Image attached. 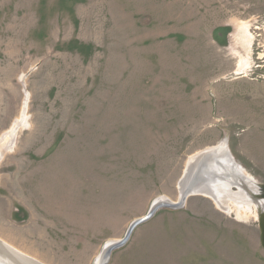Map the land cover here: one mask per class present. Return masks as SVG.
Masks as SVG:
<instances>
[{"label": "rangeland", "instance_id": "1", "mask_svg": "<svg viewBox=\"0 0 264 264\" xmlns=\"http://www.w3.org/2000/svg\"><path fill=\"white\" fill-rule=\"evenodd\" d=\"M226 141L264 184V0H0V241L95 264ZM229 196L159 209L109 264H264Z\"/></svg>", "mask_w": 264, "mask_h": 264}, {"label": "water", "instance_id": "2", "mask_svg": "<svg viewBox=\"0 0 264 264\" xmlns=\"http://www.w3.org/2000/svg\"><path fill=\"white\" fill-rule=\"evenodd\" d=\"M227 151H228V159H230L229 161L232 163L231 166V170L234 175H239V179L240 180H233L231 183V190L232 189H241L242 191H244L247 196H251L254 199H260L264 201V184H260L258 182H254L253 180H249L251 182V184H256L259 192L258 193H254L253 190L250 188L249 183L247 182V180L244 179V177L241 176V174L238 171V169H240V171L242 170V166L240 164H238L234 158V156L232 155L230 149L227 147ZM206 154H203L201 156V158L199 159H203V157ZM201 161V160H200ZM204 166V165H203ZM204 172H206L205 174L208 175L206 177L203 176V172H200V169H198V162L196 163L194 169L191 170V168L189 169L188 172H186V179H189V182H185L182 183L181 182V186H184V189L182 190V194L181 197L179 199L178 202H173L170 199H167L166 201H163L162 199H157L154 201V203L152 204L149 212L146 214V216L141 217L139 219L134 220L124 238H122L121 240H116V241H110L108 243H106L102 249L101 252V258L98 262V264H109L112 254L117 251L120 250L122 248H124L131 240L135 230L142 226L143 224L147 223L148 221H150L154 215L156 214V212L161 209V208H168L171 210H179L182 209L188 198L192 195H196V194H200V193H196V187L204 184L207 180H211L212 179V175L213 173H215L216 171L210 169V167H206V169L204 170ZM195 175V176H193ZM202 175V177H201ZM213 180V179H212ZM183 181V180H182ZM259 224H260V231H261V243L262 246L264 248V206L263 208L260 210L259 212ZM1 245L4 247V249H6V252L8 253L7 258L2 257L4 259V263L5 264H26V262H28L29 264H42L40 262H38L37 260L30 258L28 256H25L24 254L18 252L17 250H15L14 248H12L10 245L0 241ZM6 260V261H5Z\"/></svg>", "mask_w": 264, "mask_h": 264}, {"label": "bare ground", "instance_id": "3", "mask_svg": "<svg viewBox=\"0 0 264 264\" xmlns=\"http://www.w3.org/2000/svg\"><path fill=\"white\" fill-rule=\"evenodd\" d=\"M227 147H228V143L226 141L225 143H223L219 147H214L210 150H206V151L201 152L200 154H198L192 158V160L188 164V167L186 170V172H188L190 168H191V170L194 169L197 162H198V169H200L201 173L203 172L202 174H203V176L205 175L204 177L208 176V175H206L207 173L204 172L206 167H210L212 172H213V170H215L216 172L213 173V175H212L213 180L212 179L210 181L207 180L204 184L197 186L196 187V193H200L201 195L212 198L217 204H219L218 201L222 202L223 200H226V205L228 203L227 200L230 198L229 194L232 193L230 182H232L233 180H237V179L240 180L239 175H234L233 173H231L232 172V170H231L232 163L229 161L230 159H228ZM206 153H208V154L205 155L203 157V159H199V158H201V156L203 154H206ZM186 172H185V175H186ZM237 172H239L241 174V176L244 177L245 180H247V182L250 185V188L253 190L254 193L259 192L257 185L253 184V183L251 184V182L249 181V180H253V179L250 176L245 175L243 169L241 171H240V169H238ZM186 176H184L182 183H184L185 181L189 182V179H186L187 178ZM193 176H195V175H193ZM201 177H202V175H201ZM183 189H184V186H181V194H182ZM238 190L242 191L241 189H238ZM250 197L247 196L246 199H247L250 206H254V207L259 209L258 210V215H259L260 210L264 206V201L260 200V199H254L252 197L250 198ZM162 200L166 201L167 199L165 198ZM219 205H222V204H219ZM226 211H228V210L226 209ZM7 255H8V253L6 252V249H4V247L0 243V264H5L4 259H5V257L7 258ZM2 257H4V259ZM100 258H101V256L97 259L95 264H98ZM28 262L25 261L26 264H29Z\"/></svg>", "mask_w": 264, "mask_h": 264}]
</instances>
